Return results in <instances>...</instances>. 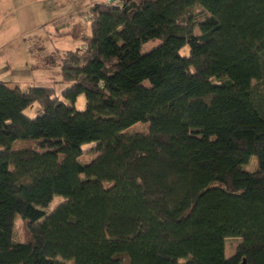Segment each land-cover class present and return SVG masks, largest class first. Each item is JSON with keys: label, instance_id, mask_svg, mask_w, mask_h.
<instances>
[{"label": "trees", "instance_id": "obj_1", "mask_svg": "<svg viewBox=\"0 0 264 264\" xmlns=\"http://www.w3.org/2000/svg\"><path fill=\"white\" fill-rule=\"evenodd\" d=\"M87 15L61 97L0 81V264H264V0H116ZM139 123L147 133H126Z\"/></svg>", "mask_w": 264, "mask_h": 264}, {"label": "rangeland", "instance_id": "obj_2", "mask_svg": "<svg viewBox=\"0 0 264 264\" xmlns=\"http://www.w3.org/2000/svg\"><path fill=\"white\" fill-rule=\"evenodd\" d=\"M73 7L63 0H43V2L40 0H0V63L8 62L12 66L22 67L29 65L30 68L24 69H29L39 85L43 84V81H50L55 94L61 97L70 86L62 79V58L69 51L79 49L84 51L86 46L82 40L90 34L87 18L89 9H77L76 16L64 17L69 11H74ZM195 14L198 15V21L206 17L205 13L200 14L199 9H196ZM72 32L76 34L74 37H72ZM196 33L198 34L197 30ZM160 45H162L160 40L151 41L143 47L142 53H149ZM189 51V47H186L181 53L188 56ZM75 107L80 112L86 109L84 95L78 98ZM27 115L34 118L37 111L30 110ZM148 126V124L139 123L126 133L144 134L147 133ZM91 146H85L86 154L82 158L83 161L90 159L87 152ZM243 169L250 172L257 171V158L253 156L248 164L243 165ZM63 201V198H55L46 211L51 214ZM21 221L18 217L16 237L19 239L23 238L24 231ZM240 242L241 240L237 238L226 240L227 258L234 255ZM65 264H73V262H65Z\"/></svg>", "mask_w": 264, "mask_h": 264}, {"label": "crops", "instance_id": "obj_3", "mask_svg": "<svg viewBox=\"0 0 264 264\" xmlns=\"http://www.w3.org/2000/svg\"><path fill=\"white\" fill-rule=\"evenodd\" d=\"M40 1L43 2V0ZM64 1H67V3H70V5L74 6L73 8H75L74 11L70 9L71 11H69L67 15H64V17L67 18V16H76L77 9L81 10V8H86L90 11V9L96 4H109L112 0H63V2ZM11 66L12 65H10L8 62L0 63V81L4 82L11 89L20 88L21 90L26 91L31 87L53 88L50 84V81H43L44 83L39 85V82L32 74H30L29 69H24L30 68L29 65L24 67ZM29 75H32V77H28Z\"/></svg>", "mask_w": 264, "mask_h": 264}, {"label": "water", "instance_id": "obj_4", "mask_svg": "<svg viewBox=\"0 0 264 264\" xmlns=\"http://www.w3.org/2000/svg\"><path fill=\"white\" fill-rule=\"evenodd\" d=\"M116 2V0H112L110 3L112 4V3H115ZM242 264H247L246 263V260H243V263Z\"/></svg>", "mask_w": 264, "mask_h": 264}]
</instances>
